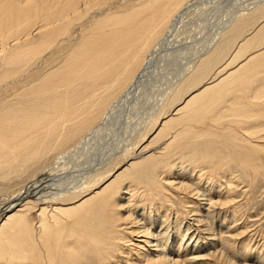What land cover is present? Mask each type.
I'll return each mask as SVG.
<instances>
[{
	"label": "bare ground",
	"instance_id": "obj_1",
	"mask_svg": "<svg viewBox=\"0 0 264 264\" xmlns=\"http://www.w3.org/2000/svg\"><path fill=\"white\" fill-rule=\"evenodd\" d=\"M107 1L109 0H0V64H2L0 89L3 90L1 86H11L20 83L21 79H27L20 88L10 90L7 95H0V168L4 167L8 174H17L26 167L37 165L41 159L48 155H54L71 143L75 144V141L85 138L86 135L92 137L94 134H100L105 131V124L109 123L110 117L116 113L120 117L123 107L133 109H129L135 112L133 116L130 113L132 119L134 116L139 117V114L136 115L139 107L146 108L144 116H140V119L136 120L138 122L143 119L139 121L142 126L135 125V134L132 133L133 137L121 150L119 148L120 152L117 153L116 150L115 160H109L105 165L102 161L103 166L98 173L108 170L119 159L124 161L126 166L112 178L106 179V183L100 190H95L96 186L90 187L88 184L83 186L85 188L77 193L79 196L74 199L71 195H74L76 190L69 192L65 190L66 194L59 193L61 191L58 190V186L55 188L53 183V176L56 175L53 171L55 167H50L46 170L48 176L46 172H43L45 175L42 174L38 180L32 181L29 186L20 190L17 195L9 200L8 204L0 206V264H199L198 259L203 258L200 255V247L196 241L193 244L189 241L185 242V234L180 229L177 217L171 222L174 236H171L170 242V238L167 236L169 234L167 233V224L160 222L162 224L159 226L162 231L152 233L153 230L148 227L151 225L150 220L147 219L149 216L144 213L148 217L145 216L143 210L139 212L141 208L136 211L139 205L132 202L137 199L135 196L139 192L134 190L136 185L142 184L144 191L141 192V195L148 197L153 191L164 189L163 182L159 179V176L161 178L160 173H163L161 179H166L169 186L175 185L176 187L177 185V188L180 184L183 186L184 181L181 179L183 183L176 181L177 175L176 177L171 176L176 180L169 179L172 168L171 159L174 158V155H179L178 157L193 165L207 162L212 165L215 171H220V168L225 165L238 166L244 173L251 172L253 178L259 169L255 156L260 151L262 153V150V154H264V148L262 149L261 145L258 147L259 145H254V143L251 145V143L247 144L246 142L242 144L235 141V137L228 131L217 135L206 130L195 129L192 124L193 122L204 124L202 122L207 119L215 120L217 117L216 107L227 95H236L237 92L239 96L245 95V92L234 91L235 87L244 85L245 81L249 85L244 86V88L248 90L251 85L255 84L252 80V76L254 77L252 73L256 66L254 63L246 64V61L240 63L228 70V74L224 77H220L218 72H222L232 64V58L239 54L241 49L250 46L252 39L259 37L264 40V22L259 23L254 30L249 32L248 36L237 42L236 47L228 57L229 59L212 76H207L210 71L208 73L203 71L192 72L193 75L186 76L188 70H185L181 63L187 62L189 58L190 62H196L200 59L197 60L196 58L201 55H208L209 57L211 54L210 56L214 57L216 54L219 56L220 51L225 48L227 41L223 40L225 44L222 43L214 47H211L210 42L207 41L210 46H207L205 51L202 49L201 54L197 55L199 44L205 42L202 37L206 38L204 35L212 30L210 24L208 25L211 18L207 20V16H210L212 10L220 3H226L230 0H220L219 4L216 2L217 5L212 3L211 9L205 11L191 29L188 28L179 35L176 34L174 39L177 40H173L171 44L166 41L169 36V27L176 17L174 16L176 15L175 12L183 6L185 8V5L189 3L186 2L187 0H140L138 5L131 4L133 8L126 11L122 9L125 12L109 15L105 12L107 15L105 16L100 6ZM117 1L125 2L124 0ZM234 3L231 2V4ZM239 3L241 4V1ZM235 5L229 4L224 10H221L228 15L231 8L234 7L232 10L235 11V7L238 6ZM223 11L221 12L223 13ZM219 16L220 19L221 15ZM86 20L89 21L86 22ZM206 39L209 40V38ZM229 39L227 43L230 42ZM214 42L216 43V41ZM205 44L207 43L205 42ZM162 46H164L165 51L162 50L164 53L161 56L157 54L158 56L155 57L156 52L158 53L157 50ZM226 47L228 46L226 45ZM49 50L54 52L44 61L43 57ZM210 51L213 52L210 53ZM258 55H262V61L257 65L264 68V50L263 53L252 54L250 59ZM154 60L157 61L154 63ZM40 62L43 65L46 63L49 70L44 73L36 71ZM212 62L211 58L206 63L209 66H207L208 69ZM191 65L193 64L191 63ZM202 67L204 66L202 65ZM240 68L243 69L237 73ZM169 69L171 71L174 69L173 73H175L173 93L166 103L164 102L165 104L157 107H145V104L150 102V91L156 84L158 85L159 80L166 74L165 71L167 72ZM179 71L182 73L179 74ZM199 78L201 82L196 84L195 81ZM263 85L254 86L256 87L254 97L259 99L264 95ZM188 86L192 88L176 100L177 102L170 110L171 112L161 115L164 106L168 107V104L173 103L174 95L179 92V88ZM248 92L250 90L247 91V94ZM160 100L158 101L160 102ZM229 110L235 118V123L237 122L236 125L245 123L244 120L247 116H244L245 110L235 105H232ZM261 111L257 112L260 113ZM126 115L131 117L128 115V111ZM262 115L264 116V113ZM153 116L156 118L162 116L161 120L159 119L157 132L153 135L155 139H160L161 136V142L157 146L149 148L148 144L152 143L150 142L133 151L132 148L135 146L132 140L144 133V129L153 120L151 119ZM120 119L124 121L123 117ZM108 123L107 125L110 124ZM110 127L109 131H112L113 127ZM256 128L257 130L251 132L254 134L251 136L255 140L259 138L260 141L264 138V132H261L264 129ZM114 129L116 130V127ZM126 129L124 130L129 131ZM249 130L246 134H250ZM116 131L114 132L116 133ZM248 139L250 141L251 138ZM92 140L95 142V139ZM220 145L222 148H218ZM87 147L90 149L89 145ZM113 154L115 155V153L111 155ZM77 155L79 156V154ZM107 156L109 155L107 154ZM82 160L78 158L70 165L71 167L67 166L61 173L78 169ZM99 162L98 166L100 165ZM176 166L175 164L172 171L175 169L178 171V166ZM84 167L86 166L84 165ZM80 168L83 169V167ZM128 171L130 172L127 174ZM94 172L92 173L95 174ZM195 172L198 173V171ZM164 173L167 175L165 176ZM206 173L208 172L206 171ZM176 174L179 175V172ZM182 175L184 176V173ZM182 178L184 179V177ZM188 184L190 189L192 186L190 183ZM172 187L174 188V186ZM56 189L57 191H55ZM186 191L188 192V190ZM63 195L70 196L68 199L72 198V200L65 203L66 200H63L65 196ZM154 199L156 200V198ZM185 201L182 200L184 203ZM37 203L41 205L37 208L38 219L32 222L28 219L27 213L31 208H35ZM49 203L50 208L47 207ZM204 204L209 205V203ZM165 217L163 218L165 219ZM164 219L162 221L165 222ZM123 222H127L125 226H123ZM123 230L128 231L129 237L123 236ZM229 243L228 237L222 241L223 247L229 246ZM190 246L192 247L189 248ZM123 247H130L134 253L131 252V255ZM186 249L188 252L184 253ZM187 254L188 256L190 254L191 257H186ZM261 259L259 261L263 263L264 260Z\"/></svg>",
	"mask_w": 264,
	"mask_h": 264
},
{
	"label": "rangeland",
	"instance_id": "obj_2",
	"mask_svg": "<svg viewBox=\"0 0 264 264\" xmlns=\"http://www.w3.org/2000/svg\"><path fill=\"white\" fill-rule=\"evenodd\" d=\"M116 1L117 0H114V1L109 0L106 3H103L101 5L102 7L100 6V8L102 9L101 11L103 12V15L107 16L111 13L122 12L123 10L126 11L127 9L133 8L132 7L133 5L140 4V0H138V1H136V0H131V1L130 0H124L125 2L117 1V3H116ZM128 1H129V3H128ZM190 1L192 2V4ZM219 1L220 0H187L186 2H189L190 4L188 3L185 5L186 9L183 8L184 7L183 6L181 8L182 10L179 9L178 11H176L178 14L175 12L176 15H174V16H176L177 18L180 15V17H179L180 19L178 18L180 23L177 20V18L174 17V21L172 22V24L169 27V34H168L169 36L167 35L169 38L167 37L166 41H169L171 44L173 40H177V39H174V36H177L176 34L179 35L184 30H188V28L191 29L194 26L195 22L197 23L198 19L202 17V15L205 13V11H207L208 9H211V7L214 4L217 5V3ZM230 1L232 3L235 2L236 5H235V3L231 4ZM230 1L226 2L227 4L223 3V2L220 3L221 7H220V4L218 3L219 6H216L213 9L215 11L212 10V12H211L212 14L210 13L209 14L210 16H207V20H208V18H211L208 21V25L210 24V28L212 30L209 31V33H208L209 35L206 34L204 36L206 38H209L210 41L208 39L202 37L203 39H205L204 41L207 44H208V42H210L211 47H214V46L219 45V44L221 45L222 43H224V41L228 42V39L230 38L229 39L230 42L229 43L226 42V45L228 47H226V45H225V48L220 51L219 56L215 54V56L212 57V56H210L211 55L210 54L209 55L210 58L208 57V55H203V56L201 55L202 57L199 56L198 58H196L197 60L200 58L199 59L200 61L198 60L196 62H194V61L190 62V58L188 57L189 60L187 62L181 63V66H184V69L188 70V73L186 76H189L190 74L193 75L192 72L196 73L199 71H203V72H207V73H208V71H210V74H207V73L206 74H207V76H210V75L212 76L229 59L228 57L231 55L230 53L232 52V50L236 47L237 42L242 41L243 38L245 36H248L249 32L254 30L259 23L264 22V0H249V1H245V0H234L233 1V0H230ZM238 1L239 2L241 1V4ZM126 3H128V4L125 5ZM133 3H135V4H133ZM212 3H213V5H212ZM131 4H133V5H131ZM229 4L232 6H234V5L235 6L238 5V6L235 7V11L232 10L234 7L231 8L229 14L227 13L228 15H226V13L223 10L225 7L229 6ZM106 5H108V6H106ZM217 7H218V9H217ZM236 8H237V10H236ZM110 9H112L113 11ZM118 9H120V10H118ZM221 9H223V10H221ZM220 10L223 11V13ZM125 11H123V12H125ZM105 12L107 13V15ZM230 13H232V15H230ZM233 13H234V16H233ZM224 14H225V17H224ZM219 15H221L220 19L225 18L226 21H225V19L220 20ZM222 15H223V18H222ZM229 15H230V17H229ZM215 16L217 17L218 20L216 19ZM175 18H176V20H175ZM88 21L86 20V22H88ZM215 26H218V27L216 28ZM215 29H218V30H215ZM177 31H178V33H177ZM213 33H214V37H213ZM235 37H237V38L235 39ZM233 38L235 39V41ZM212 39H213V41H211ZM214 41H216V43ZM251 41L252 42H250V44H251L250 46H248L247 48L241 49L239 54L235 55L232 58V60H231L232 64H230L222 72H218V73H220V77H224L226 74H228V70H230V69L234 68L235 66H237L238 64L244 63L246 61V64L254 63L256 65L254 68V72L252 73V75H254V77L252 76V80H254L253 84H254V82L256 85L264 84V68L257 65L262 61V55L255 56V57H253V59H250V56L252 54H255V53L258 54L261 52L263 53L264 40L257 37V38L252 39ZM205 42H202L201 44H199V50H198L199 53H197V55L201 54L202 49H203V51H205V49H207L206 47L210 46V44L207 45V44H205ZM212 43H213V45H212ZM0 46H1V44H0ZM162 47H160V49L157 50L158 53L156 52L155 57L158 56L157 54H160V56H161L164 53L163 52V51H165L164 46H162ZM200 47H201V49H200ZM161 51H162V53H161ZM213 51H210V53ZM52 52H54V51L49 50L45 54V56L43 57V60L45 61L47 59V57ZM204 56H205V58H207L206 60H204L205 59ZM211 58H212L213 62H212L211 67L209 68L210 69L209 70L208 69L209 66L206 63ZM156 61L154 60V63ZM188 62H190V63H188ZM184 63H185V65H184ZM191 63L193 64V65H191L192 67L190 66ZM199 63H201V64H199ZM50 64H52V63L50 62ZM152 64H153V62H152ZM1 65L2 64H0V68H1ZM202 65L204 67H202ZM37 66H38V68L36 69V71L38 70V72L44 73V72L49 70V66L47 67L46 63L43 65V63L40 62V64ZM196 67L198 68V71H196L197 70ZM201 67L204 68L205 70L202 69ZM191 69H192V71H191ZM242 69L243 68H240L237 71V73L240 72ZM169 70L167 71L168 73L165 71L166 74L164 73L165 74L164 77L159 80V83L161 82L160 83L161 85L159 83H158V85L156 84L155 87L152 88V90L150 91L151 95L149 96V99H150L151 103L145 102L146 103L145 107L161 106L162 104L166 103V101L169 99V97L173 93V86H174V81H175V75L174 74L175 73H173L174 69L172 71H171V69H169ZM179 72H180L179 74L182 73V71H179ZM203 75H204V73H203ZM182 77L185 78L183 75H182ZM25 80H27V79H21L20 83H15L14 85H11V86H7V85H4L3 87L1 86V88H3V90L0 89V95H2V96L7 95L10 92V90H13L14 88H20V86H22V84H24ZM256 81L258 82V84ZM195 82H197L196 84H199L201 82L200 78L198 80H196ZM244 83H245L244 85H241V86L239 85L240 87H235L234 91H236V92L239 91L240 93L245 92V95L239 96V95H237V94H239L238 92L236 93V95L235 94L227 95L224 98V100L221 102V104H219L216 107L215 113H216L217 117L215 118V120L214 119H207L208 122H207V120H204L202 122L204 124H201V123L198 124L197 122L196 123L193 122L194 125L192 124V126H194L195 129L206 130L208 132H213L217 135L223 133L224 131H228L229 133H231L233 135V137H235L234 138L235 141L242 143V144H244V142H246L247 144L251 143V145H253L252 143H254V145L255 144L257 146L259 145L258 147H260V145H261L262 146L261 148L263 149L264 148V138L260 139V141H259V138H257L255 140V138L252 137L254 134L251 132L252 131L254 132L255 130H257L256 127H259L258 129H264L263 128L264 127V120H263L264 116L262 115V113H264V103H263L264 102V95L262 96L263 98L262 97L259 98L260 100L256 97H254L253 94H254V91L256 88L254 86H256V85L255 84L251 85L252 83L250 84L251 86L248 89V90H250V92H248V94H247L248 90L246 89L247 90L246 91L244 86H247L249 84H247L245 81H244ZM192 86H195V85H192ZM191 88H192L191 86L179 88V90H178L179 92L174 95L175 99L173 100V103L168 104L169 105L168 107L164 106L165 108H163V112L161 113V115L162 114L166 115V113L171 112L170 110L173 109V106L177 102L176 100H178L179 98L184 96L188 91H190ZM154 89H155V91H154ZM249 93H251V94H249ZM249 97H250V99H249ZM251 98L254 100L252 101ZM244 99H246L245 100L246 103H245ZM158 100H160V102ZM226 100H228V101H226ZM256 100H258V101H256ZM226 102H228V103H226ZM250 103H251V105H249ZM221 105H222V107H221ZM232 105H235L237 107H241L242 110H245L244 116H246V115L247 116L244 120L245 123H243L244 126L242 124L236 125L237 122L235 123V118H233L232 113L230 112L231 110H229ZM257 105L260 109L258 107H256ZM251 106H253V107H251ZM126 108L127 107L121 108L122 114L120 115V117L117 116L116 114H118V113H116L114 116H112L108 119L109 123L111 122V120H112V122L110 124L107 122L109 125H107V123L105 124V127H104L105 131L101 132L100 133L101 135L100 134H94V135H92V137H91V135L90 136L86 135L85 138H83V139L80 138L82 140L78 139L79 141H75V144L71 143V145L69 144L70 146L68 145L65 149L57 152L58 154L57 153H55L54 155L52 154L53 157L51 155H48L46 158L41 159V161L37 165H33L31 167H26V169L24 168L22 171H20L17 174H8L4 167L0 168V206L3 204H5V205L8 204L10 202L9 200L12 199V197H14L15 195H17V193H19L20 190L29 186V184L32 183V181L35 182V180H38L40 178L39 176H41L43 174V172H46V175H47L48 172L46 170L50 167H55L53 169V171L55 172L56 175L53 176V179H54L53 183H54L55 188H56V186H58L57 187L58 190L61 191V192L58 191L59 193L63 192L64 194H66V191L69 192L72 190H74V191L76 190L75 194L71 195V197L74 199L75 197L79 196L77 193H79L80 191H82L85 188L83 186H87L88 184L90 185V187L96 186L95 190H100L103 187V185L106 183V179L112 178L113 175L115 176L118 172H120L121 169H123L126 166V164L124 163V161L119 159L116 162L114 161L115 163L108 170L104 171L103 173H98L99 170L102 169L101 166L105 165L109 160H111V161L115 160L116 154L118 152H120L122 147H124V145H126V143L129 142L130 139L133 137L132 133H133V135L135 134L134 133V130L136 128L135 125H138L139 127L142 126L139 123V121H142L143 119L139 120L138 122H136V120L140 119L139 118L140 116H144L146 108L143 109V108L139 107L138 113L136 114V115L139 114V117L134 116V119H132L133 118L132 116L135 112L130 111L133 109L132 108L130 109V107H128L127 109ZM134 110H136V109H134ZM141 110H142V112H140ZM256 110L257 111L262 110V111L259 113ZM127 111H128V115L131 116V114H132L131 117L126 115ZM252 111H253V114H251ZM148 114L150 115V112ZM224 115H226V116H224ZM122 117L124 118V121H123V119H120ZM153 117L151 118V119H153L152 120L153 123H152V121L149 122V124L147 125L148 127L146 129H144V131H143L144 133L138 135L140 137L136 136L132 140V143H134V146H135L134 148H132L133 151L136 149H139L140 146L147 145L150 142H152V143L148 144L149 148L155 147L159 144V142H161L160 141L161 136H160V139L159 138L155 139V138H153L154 137L153 135H155V133L157 132L156 130H157V127L159 126V122H160L162 116H160L159 118H156L155 116H153ZM155 119H157V120H155ZM255 119H257V120H255ZM117 120H118V122H117ZM130 120L132 121V123ZM113 123H114V125H113ZM120 124H122V125H120ZM115 125H117V126H115ZM205 125H207V126H205ZM211 125L214 127H212ZM110 126L113 127L112 131L111 130L109 131ZM123 126H125V127L122 129ZM201 126H202V128H201ZM261 126H262V128H261ZM115 127H116L117 131L114 129ZM126 128L129 129V131ZM216 128H219V129H216ZM252 128H254V129H252ZM120 129H122V130H120ZM124 129H126L128 132L125 131ZM249 129H252V130H249ZM118 130H119V132L120 131L121 132L119 133ZM247 130H249L250 134H246V132H248ZM114 131H116V133ZM111 132H113V133H111ZM261 132H264V130L263 131L261 130ZM108 133H110V134H108ZM93 136H94V138H93ZM246 136H248V137H246ZM105 137H108L110 142H109L108 138H105ZM91 138L95 139V142ZM152 138L155 139L154 142H153ZM244 138H245V140H244ZM248 138H251V139L253 138V139L252 140L250 139V141H249ZM111 139L112 140L114 139V140L112 141ZM256 142H259V143H256ZM117 143H119L118 145L119 146L121 145V147H118ZM104 144H105V147H104ZM108 144L110 147L108 146ZM86 145L87 146L89 145L90 149ZM94 147H96V148H94ZM107 147H109L110 149ZM119 148H120V150H119ZM218 148H222L221 145ZM88 149L90 150V152ZM116 150H117V153H116ZM98 151H100L101 153ZM72 152H74L73 153L74 155L72 154ZM108 152H110V153H108ZM112 153H115V155L114 154L111 155ZM262 153H263V150H262ZM262 153L260 151L257 153L259 156L257 154L255 156L257 158L256 161L258 162L259 169H258L254 178L252 177L253 175L250 174L251 172L244 173V171L238 166L225 165V166L220 168V171L219 170L215 171V169L212 168V165L207 163V162H201L197 165H193V164H190V163L184 161L180 157H178L179 155H174V158L171 159V163H172L171 171H172V169H174L175 164L178 166V168H177L178 171L176 169L173 170L172 172L170 171V178L169 179L176 180L173 177H176V175H177L176 181H178L180 183H183L182 181H184V184H182L183 186H181V184L180 185L178 184L179 185L178 188H177V185H176V187H175V185L169 186L166 179H165L166 181L164 179H161L163 176V173H160L161 178L159 176V179L161 180V182H163L162 186L164 189H162V190L160 189L159 191H153L152 194L147 197L146 195H141V192L144 191L143 185L137 184L134 190H136V191L138 190L140 193L138 191H137L138 193L135 191V193H137L139 196L137 194H136V196L134 195L135 198H137V199H134L132 202L133 203L136 202L135 204L139 205L136 208V211H138V209L141 208L139 210V212H141L143 210V214L145 213L149 216L148 217L147 215L144 214L145 216L148 217L147 219L150 220L151 225L148 227L153 230L152 233H154V232L157 233V232L162 231V228L159 226L162 224L160 222L167 224V226H168L167 233H169V234H167V236L170 238L169 242L171 241V236L172 237L174 236L173 235L174 229H173V225L171 222H173L174 218L177 217L180 229L185 234V237H184L185 242L187 243V241H189V243L193 244V242L196 241L198 247H200V251H201L200 255L203 258L198 259L199 264H245V263L246 264H263L264 262L262 263L259 261L261 258H263L261 260H264V154H262ZM77 154H79V156ZM107 154L109 156H107ZM64 155H65V157H64ZM98 157L100 160L97 159ZM78 158L80 160L83 159L80 162V166L78 169H76V170L74 169V170H71L69 172H64V174L61 173V171L66 169L67 166L71 167L70 165H72L73 162L76 161ZM68 161H69V163H68ZM102 161L104 162V164ZM176 161H177V163H175ZM98 162L100 164L99 166H98ZM57 163H58V165L61 164L58 168H57V166H58ZM94 164H96V165H94ZM173 164H174V166H173ZM62 165H63V167H62ZM84 165L86 167H84ZM179 165H180V167H179ZM80 167H83V169ZM87 167H89V168L87 169ZM60 168H61V170H60ZM97 168H98V170H97ZM179 168H180V170H179ZM183 168H185V169H183ZM43 169H45V170H43ZM79 169H81V170H79ZM94 170H95V172H94ZM184 170H185L186 174H185ZM96 171H97V175H96ZM176 171L179 172V175L176 174L177 173ZM191 171H192V173H191ZM195 171H198L199 174ZM206 171L208 173H206ZM92 172H94L95 174H93ZM129 172L130 171H128L127 174ZM202 172H203V174H202ZM222 172H223V174H222ZM181 173L182 174L184 173V176ZM173 174H175V175H173ZM227 174H228V176H227ZM43 175H45V173ZM90 175H92V176H90ZM164 175L166 176L167 174L164 173ZM187 175H188V177H187ZM215 175H217V176H215ZM250 175L252 178L250 177ZM87 176H90V177H87ZM171 176H173V177H171ZM208 176H209V178H208ZM223 176H224V179H223ZM182 177H184V179ZM194 177H196V178H194ZM219 177H220V179H219ZM192 178H194V179H192ZM251 179L253 180V182H251L252 181ZM74 180H75V182H74ZM228 180L230 181V183ZM125 182H127V180H125ZM188 183H190V186H192L190 189H189ZM70 184H72V185H70ZM185 184L187 186H184ZM225 184H226V186H225ZM229 184H230V186H229ZM172 186H174V188ZM59 187H60V189H59ZM184 187L185 188L188 187V188L185 189ZM227 187L229 188V190ZM175 188H177V189H175ZM183 188H184V190H183ZM163 190H167V191H163ZM177 190L178 191L181 190L182 192L181 191L178 192ZM186 190H188V192ZM190 190H192V191H190ZM55 191H57V189ZM183 191H185V192H183ZM63 196H65V195H63ZM192 196H194V197H192ZM139 197H141V198H139ZM146 197H147V199H146ZM68 198H70V196L69 197L65 196V199H63L64 201L66 200L65 203L72 200V198L70 200ZM138 198H139V200H138ZM154 198H156V200ZM183 199L186 200L185 203L182 202ZM63 200H62V202H63ZM165 201H167V202H165ZM225 201H226V203H225ZM204 203H209V205L204 204ZM153 204H155V205H153ZM44 205H46V204H44ZM184 205H185V207H184ZM38 206H41V205L39 203H37L36 207L31 208V210L27 213L28 219L32 222H34L38 219V210H37ZM133 206H134V204H133ZM47 207L50 208V203L47 204ZM153 208H154V210H153ZM163 208L166 210H164ZM157 209H158L159 213H158ZM155 213H157V214H155ZM156 215H159V216H156ZM163 217H165V219ZM162 219H164L166 221L164 222V221H162ZM192 219H193V221H192ZM197 220H198V222H197ZM200 220H201V222H200ZM196 222H197V224H196ZM125 223H127V222H123V226H125ZM184 230H186V231H184ZM127 232L128 231L123 230L122 231L123 236L129 237V233H127ZM225 237H228V242H230V243H229V246L223 247L222 241ZM183 241H182V244H183ZM123 246H126V245L123 244ZM182 247H184V245H182ZM191 247L192 246H190L189 248H191ZM123 248L125 249L126 252L130 253L131 255H132V253H134V251L133 252L131 251L130 247H123ZM167 252H168V249H167ZM180 252H182V251H180ZM187 252H188V249H186L184 251V253H187ZM187 256H188V254L186 255V257ZM208 256H209V258H208ZM190 257H191V255L189 254L188 258H190Z\"/></svg>",
	"mask_w": 264,
	"mask_h": 264
}]
</instances>
